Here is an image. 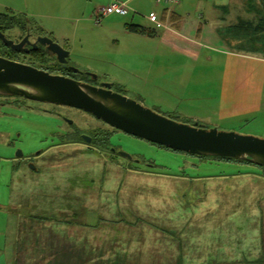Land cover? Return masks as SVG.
<instances>
[{"label":"rangeland","instance_id":"1","mask_svg":"<svg viewBox=\"0 0 264 264\" xmlns=\"http://www.w3.org/2000/svg\"><path fill=\"white\" fill-rule=\"evenodd\" d=\"M93 4V0H71V5L50 7L47 2L0 0V13L16 16L21 27L27 24L35 35L51 37L69 52L72 67L97 75V81L111 83L162 115L206 129L264 138V11L259 0H218L215 7L188 1L179 11L184 25L172 26L180 35L167 32L164 40L127 31L125 23L150 25L139 17H105L96 23L95 10L105 4L94 9ZM165 5L146 0L136 15L142 17L150 9L159 13ZM199 23H205L207 38L196 37L194 28ZM18 32L23 29L17 26L6 34ZM46 107L51 105L29 99L20 107L10 96H0L3 261L9 255L5 243H16V235L17 243H132L134 236L143 242L152 240L154 243H145V249L156 251L162 234L166 235L160 227L172 224L171 216H161V211L174 208L175 202L169 197L161 201L155 191L163 187L176 190L183 183L150 176L157 172L192 177L235 171L223 160H209L213 166L204 164L202 161L211 158L158 146L108 125H101L105 134L100 147L86 144L72 131L90 133L97 124L95 118L59 107L74 120L68 125L44 112ZM12 139L25 156L44 151L33 159L38 171L23 164L15 166L16 161L9 158L17 153ZM119 151L128 152L133 159ZM199 162L203 166L197 167ZM243 165L262 170L257 165ZM127 167L150 175L129 180L124 172ZM152 185L156 189L147 198ZM150 209L158 215H149ZM252 212L250 217L245 210L235 215L229 225L242 231L248 243L256 224L254 239L264 243V205L261 212ZM22 220L25 230L18 232ZM31 222L34 231L27 229ZM46 224L51 226L47 229ZM133 242L137 248L142 246Z\"/></svg>","mask_w":264,"mask_h":264},{"label":"crops","instance_id":"2","mask_svg":"<svg viewBox=\"0 0 264 264\" xmlns=\"http://www.w3.org/2000/svg\"><path fill=\"white\" fill-rule=\"evenodd\" d=\"M29 1L35 4L47 2L50 7L71 5V0ZM62 1H64L63 4L60 3ZM123 1L139 12L146 0ZM188 1L203 2L211 5L209 7H215L218 3V0H183L174 6H162L159 13L150 9L148 13L154 12L159 24L151 22L144 15L140 17L136 15L137 13L130 12L127 15H131V19L139 17L149 22L150 25L130 24L154 30L153 34L131 33L140 34L146 38H154L158 35L162 40L168 34L167 32L179 34L178 30L173 29L172 26L174 23L178 27L184 25L185 21L181 20L179 11L181 12V8ZM109 2L110 0H93V9L98 4H108ZM127 15L114 13L106 18L112 19ZM128 24L125 23L127 31H129ZM204 25L205 23L203 25L199 23L198 27L194 28L196 37L205 36ZM158 30H160L159 34ZM183 112L189 113L185 110ZM202 162L213 166V162L210 163L209 160ZM202 162H199L197 167L203 166ZM222 163L229 164L228 166L231 168L234 167L235 171H218L211 175L198 174L192 177L185 176L180 172L174 174H159L157 172L155 175L152 173L153 176L150 177L161 181L179 185L183 183L181 188L178 186L176 190L171 191H168L166 187L161 190L155 188V193H159L161 201L169 197L175 202L174 208L163 207L164 210L161 211V216H171L169 220L172 224L167 228L160 227L164 233L166 232V235L162 234L159 242L161 243L160 249L156 251L151 252V249H145L147 248L145 243H154L152 240L143 242L134 239V236H132V243H17L19 237L16 235V243H5V247L9 248V255L7 258L4 257V261L0 257V264H264V243H257L258 240L254 239L257 234L254 229L256 224L252 226L254 231L248 236L250 238L248 243L245 242L247 238L243 239L240 233L242 231L235 227L231 229L229 225L231 218L242 214L244 210L249 217L254 213L252 211L258 209L261 212L264 205V174L262 170L255 171L241 163H233V161H223ZM124 172L129 175V180L135 176L146 175L148 177L147 174L150 175L146 171L130 167L125 168ZM155 189L153 186L147 191V198L154 194L152 190ZM146 202L148 201L146 200ZM249 210L252 211L249 213ZM148 214L153 216V214L158 215V212H152L150 209ZM253 218L255 217L253 216ZM33 223L31 222V225L27 226L30 231L35 230V225L32 226ZM49 225L51 226V224H46L45 227L48 229ZM23 228L24 220L20 223L18 232H23L25 230ZM146 230L150 231L148 228ZM174 234L176 235L174 236ZM251 239L254 241L251 242ZM134 240L142 243V246L137 248L134 245ZM150 247L152 246L150 245ZM147 251L149 252L147 253Z\"/></svg>","mask_w":264,"mask_h":264},{"label":"water","instance_id":"3","mask_svg":"<svg viewBox=\"0 0 264 264\" xmlns=\"http://www.w3.org/2000/svg\"><path fill=\"white\" fill-rule=\"evenodd\" d=\"M0 38L14 50H22L25 38L19 43ZM50 55L66 62L69 52L49 37H41ZM70 69L79 71L70 66ZM81 72V71H79ZM88 75H97L87 72ZM94 86L75 78L53 74L36 66L0 56V96H21L25 99L72 106L105 121L125 133L168 148L199 156H222L249 161L264 167V138L243 135L217 128L206 129L186 124L162 115L136 100L111 89V83ZM86 143L90 137L83 135ZM22 151L17 150L19 156ZM120 155L133 159L125 151ZM138 161V160H137Z\"/></svg>","mask_w":264,"mask_h":264},{"label":"flooded vegetation","instance_id":"4","mask_svg":"<svg viewBox=\"0 0 264 264\" xmlns=\"http://www.w3.org/2000/svg\"><path fill=\"white\" fill-rule=\"evenodd\" d=\"M15 27H17V26H14L13 28H15ZM18 28L23 29V32L14 33L16 35H14V34L11 35V34H6V31L11 30L12 28L3 29V31H2L1 25H0V31L4 33L6 38L13 40L14 43H19L24 38L26 40L24 46L22 47V50L18 51V50L12 49L9 45L4 43L2 41V39L0 38V56L7 58V59H10V60L30 64V65L36 66L38 68H42V69L47 70L53 74H61V75L69 76V77L75 78L77 80L90 83V84L97 86V87L104 86L103 84L106 83V82L97 81V78H94L93 75H88L87 72H84V71L79 72V71H75V70L70 69L71 64L68 62V57L66 58V62H61L55 54L50 55L49 53H46L47 48L45 45H43L41 43V41L43 40L41 37H48V36H41V35L38 36L37 34L35 35L33 32L29 31L27 24L23 28L21 26H18ZM49 38H51V37H49ZM111 89L113 91H117V92H120L122 94H125V93L121 92L120 90H116L112 84H111ZM10 97H11V100L16 101L17 105L20 107L22 106L23 103H25V98H23L21 96H10ZM48 104L51 105V107L42 108V110L44 112L52 114L55 119H57L59 121H63L64 123H66L68 125L69 124L73 125L74 120L69 118L64 112H62L61 109H58L59 107L62 109L71 108V109L77 110L79 112H83L85 114L91 115L93 118H95V121L97 124L90 130V133L85 132V134H83L82 131H78L76 129H74L75 131H72V133H74L77 137H80L83 142H85L83 135L90 137V139H91L90 142L89 143L85 142L86 144L94 143L95 145H97V147L98 146L100 147L101 144L104 143L105 131H104V128H101L102 127L101 125L110 126L105 121L96 118L91 113H88L84 110H81V109H78V108H75L72 106L58 105V104H53V103H48ZM112 129L117 131V132L120 131L119 129H117L115 127H112ZM11 142L13 144L12 146H14V150L17 151V144L14 145L15 139H12ZM113 151H115L114 148H113ZM43 152L44 151L39 152L38 155H32V156L26 155L25 156L23 151H22V153L19 156H17L15 154L16 157L11 156L9 158L12 161H16L17 165H15V166H17L19 168L23 164V165L29 166V168L33 169L34 171H38V169L36 168V166L34 164L33 159H35L36 156L41 155ZM9 158L7 157V160H9Z\"/></svg>","mask_w":264,"mask_h":264},{"label":"trees","instance_id":"5","mask_svg":"<svg viewBox=\"0 0 264 264\" xmlns=\"http://www.w3.org/2000/svg\"><path fill=\"white\" fill-rule=\"evenodd\" d=\"M259 2H260L262 9L264 11V0H259ZM9 13H12V12H9ZM22 16L25 17L24 15H22ZM27 21L30 22V20H27ZM0 25H1L2 31H3V29H10V28H13L14 26H23L22 23L17 22L16 16H12V15L9 16L6 13H0ZM127 29L130 32L141 33V34H153V32H154L153 29H149V28L143 27L141 25H137V24H128ZM153 144H156V143H153ZM156 145L163 146V145H159V144H156ZM163 147H166V146H163ZM166 148H168V147H166ZM168 149H171V148H168ZM172 150H174V149H172ZM177 151H179V150H177ZM185 153L190 154V155H194V154H191L188 152H185ZM194 156H197L200 158H209V157L211 158V159H206V160H223V161H233V162H237V163H241V164L256 165V164H253L249 161H245V160H241V159H237V158H231V157L199 156V155H194ZM150 163H152V161H150ZM260 168L262 169V173L264 174V167L260 166ZM189 182L192 183L191 181H189ZM189 187H191V186H189Z\"/></svg>","mask_w":264,"mask_h":264},{"label":"built area","instance_id":"6","mask_svg":"<svg viewBox=\"0 0 264 264\" xmlns=\"http://www.w3.org/2000/svg\"><path fill=\"white\" fill-rule=\"evenodd\" d=\"M156 3H164L166 5L174 6L176 3L183 1V0H154ZM137 13L138 11L132 9L126 1L123 0H110L108 4L98 6L95 10V21L99 23L103 18L112 15L114 13L120 15H127L128 13ZM150 20L151 22L158 23L157 16L154 12H150L147 15H144Z\"/></svg>","mask_w":264,"mask_h":264}]
</instances>
